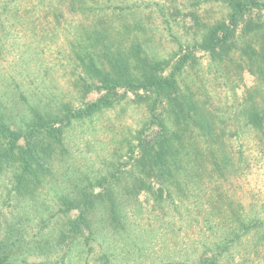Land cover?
Segmentation results:
<instances>
[{"label": "rangeland", "instance_id": "1", "mask_svg": "<svg viewBox=\"0 0 264 264\" xmlns=\"http://www.w3.org/2000/svg\"><path fill=\"white\" fill-rule=\"evenodd\" d=\"M84 4L92 11L72 10L68 0H0V111L7 124L26 135L34 112L52 116L63 106L77 111L99 98L101 92L88 89L87 61L79 58L84 49L94 52L87 35L98 21L111 45L126 50L140 38L149 56L168 61L169 68L181 54L179 44L183 52L192 51L179 84L188 85L211 114L212 136L184 130L170 117V130L179 135L173 153L182 168L163 178L143 174L134 166L138 141L151 142L158 128L140 101L143 93L127 92L112 107L72 119L61 146L47 152L40 165L33 163L36 178H21L28 181L19 195L14 175L21 169L6 160L0 171V236L19 223L18 263L264 264V148L241 115L257 81L243 65V40L223 62H211L193 47L202 24L227 15L225 5L216 0ZM165 20L179 43L168 36ZM256 96L260 100L263 93ZM19 145L25 146L24 138ZM81 189L101 193L88 216L90 238L86 227L71 230L78 210L60 211L63 196L73 198ZM111 203L120 211L116 223L108 217Z\"/></svg>", "mask_w": 264, "mask_h": 264}, {"label": "trees", "instance_id": "2", "mask_svg": "<svg viewBox=\"0 0 264 264\" xmlns=\"http://www.w3.org/2000/svg\"><path fill=\"white\" fill-rule=\"evenodd\" d=\"M68 1L72 10L93 9L85 8L84 0ZM216 1L225 5L227 15L213 24H202L198 38L193 41V47L206 52L211 62H223L231 51L237 49L238 40H243V47L240 48L242 55L245 56V60H242L243 65L256 78L257 84L252 90L254 92L248 93L241 115L245 125L257 131L260 146L264 148V14H261L264 12V0ZM165 22L168 36L179 43L170 22L168 20ZM97 25L101 27L98 21ZM98 27L91 28V34L87 35L94 52H90L91 49H84L79 58L86 59V69L92 80L88 89L101 92L99 98L85 103L84 107L77 111L63 106L61 113L52 116L34 112L31 127L26 135L12 129L0 111V171L2 166H6V160L7 166L14 162L19 164L21 170L14 175L16 195H19L23 181H28L21 178L27 175L36 178L34 164H41L44 156H48L47 152L52 153L55 148L61 146L64 128L70 125L72 119L89 117L104 108L112 107L121 101L120 98L125 97L127 92L143 93V97L137 98L146 103L150 123L158 128L151 142L138 141L139 156L135 159L134 166L140 168L143 174L154 173L156 177L163 178L165 175L170 176L176 168H182L181 157L175 156L176 152L173 153V150L177 149L173 141L177 140L179 135L170 130V117L177 126L182 125L184 130L192 128L198 131L201 137L212 136L210 129L212 122L209 121L211 114L188 85L181 87L179 84L182 72L192 58V51L183 52V46L179 44L178 51L181 54L169 68L168 61L149 56L140 38L131 42L126 50H122L110 44L107 39L109 36L107 28L106 32H102ZM118 89L124 90L122 96H118ZM257 93H263L260 100L256 96ZM157 112L159 113L156 114ZM22 138L25 139L24 147L19 145ZM214 164L216 171L222 174L223 170L216 157ZM83 189L73 198L63 196L64 208L60 211L67 213L74 209L78 210V216L70 222L71 230L79 233L81 227H86L90 238L93 233L90 227L92 222L88 216L94 207L96 201L94 199L101 193L87 194L82 191ZM119 215L120 211L111 203L108 217L116 223ZM18 224L14 222L8 225L5 234L0 236V264H19L16 246L21 240V232ZM88 238H85L86 241Z\"/></svg>", "mask_w": 264, "mask_h": 264}]
</instances>
